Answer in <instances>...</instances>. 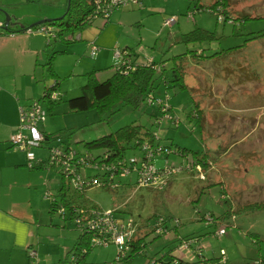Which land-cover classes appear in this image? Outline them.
I'll use <instances>...</instances> for the list:
<instances>
[{
  "label": "rangeland",
  "instance_id": "obj_1",
  "mask_svg": "<svg viewBox=\"0 0 264 264\" xmlns=\"http://www.w3.org/2000/svg\"><path fill=\"white\" fill-rule=\"evenodd\" d=\"M215 1L201 0L204 5L201 11L195 9L191 0L126 3L108 18L98 16L69 34L75 40L69 43L53 40L46 44L47 38L42 32L29 33L21 29L38 21L61 17L68 0H0V20L5 23L8 17L9 26L20 33L40 35L45 42L44 50L26 69L27 77L19 76L20 82H27L30 76L38 84L37 99L43 96L45 87L54 82L45 62L56 52L53 62L60 80L57 90L63 96L42 125L47 133L61 135L83 148L86 141L135 123L157 129L160 142L174 150L180 146L207 153L210 163L205 169L206 179L198 178L200 175L195 171L184 170L174 175L163 190L137 187L135 172L114 190L93 186L79 195L68 185L69 201L102 210L119 208L120 215L131 216L138 222L135 239L143 238L144 252L134 255L127 264H148L165 254L163 262L157 264H169L178 251L180 238L186 236L196 239L194 245L201 246L204 256L222 258L213 264H263L264 208L238 210L245 204L264 203V0H226L229 20H219L217 14L210 11ZM245 14L251 18H244ZM171 17L176 21L166 24ZM196 27L213 31L216 38L183 42V33ZM79 35L81 38L77 40ZM255 35L257 37L250 39ZM92 42L100 47L95 57L90 51ZM116 48L126 49L137 63L163 61L165 75L170 78L172 57L193 51L183 61L185 90L173 83L165 85L160 72L156 75L159 84L155 95L172 106L168 114L162 113L157 104L147 102L138 108L121 105L114 113L104 115L97 108L87 111L69 108L68 99L81 94L87 72L98 69L97 77L105 80L113 72L111 67L121 63V57L115 54ZM201 52L203 56H199ZM20 58L23 61V57L17 56L18 60ZM22 70L17 65L7 69L9 77L15 71L23 73ZM188 84H197L198 90ZM40 100L47 109V101ZM197 105L204 115V129L192 112ZM14 151L21 157L23 151ZM36 153L38 157H45L47 151L37 148ZM141 156L138 149L128 153V157L136 159ZM178 158L180 156L175 154L168 157L159 154L153 161L157 167H163L166 160L178 164ZM25 169L30 174L16 170L21 184L14 190L21 200L32 205L36 222L33 249L37 252V261L39 264H67L65 258L71 256L68 251L77 242L80 232L74 220H64L58 211L50 214V198L47 197L48 193L58 194L61 174L56 168L25 166ZM96 170L88 167L83 169V174H94ZM222 189L225 190L223 195ZM57 197L59 199L60 195ZM159 217L166 219L169 228L164 235L157 234L154 228ZM222 227L226 228V233L219 235ZM117 251L114 244L94 246L86 264H114ZM182 251L184 257L194 255L192 246Z\"/></svg>",
  "mask_w": 264,
  "mask_h": 264
},
{
  "label": "trees",
  "instance_id": "obj_2",
  "mask_svg": "<svg viewBox=\"0 0 264 264\" xmlns=\"http://www.w3.org/2000/svg\"><path fill=\"white\" fill-rule=\"evenodd\" d=\"M191 3L192 5H194L196 10H204V5L201 3V0H191ZM107 4L108 2H106V0H68L67 9L61 17L45 19L43 21H38L30 26H23L21 31H25L28 27L36 28L43 24L51 25L55 28L56 35L51 39H48V37L46 36L47 44H51L53 40H60L69 43L70 41L75 40L71 35L76 30L82 29L86 24L91 23L92 20L98 16H105L106 18H108L111 14V10L114 11L121 7V5H118L109 8ZM225 6H227L226 0H216L215 3L211 4L209 8L213 13L215 12L217 14L218 12L222 13L223 15L226 14V17L224 16V20H229L227 19L229 18V16L227 15L228 13ZM104 7L108 8V15L103 12L102 8ZM250 16L251 15L249 14H245L243 17L251 18ZM5 30L9 31L10 26H5ZM258 36H260V34H258ZM255 37L257 36L255 35L250 39ZM215 38V33L213 31L196 27L189 32L183 33L182 41L185 43H189L203 40L210 41ZM189 52L193 51H186L180 54H176L172 57L173 66L171 67V78L165 75V66L163 64V61H159L156 63L154 60H152L148 63H137L135 62V60H132V58L130 57L131 54L128 52L129 60L125 63L111 67L114 68V71L105 80H101L97 77V70H91L87 72V82L81 87V94L68 99L69 108L73 111H87L92 108H97L99 113L101 115H104L106 113H114L121 105H131L134 108H138L144 102H147L149 105H153L148 102V97L150 95L157 97L155 95V90L159 84L156 83V75L158 74V72H160L159 76L161 77V81L163 80L165 82V85H167V83H173L174 85H178L180 90H185L187 88V85L185 83L186 67L184 66L183 61L190 55ZM55 53L56 52L54 51L53 55H51L45 62L48 73L50 74V76L55 78L51 86L45 87L43 96L41 97L42 100L47 101L48 113L53 110L55 104L62 98L61 97L57 101H51L48 99V95L51 93V91L57 90L60 85V80L54 69L53 60ZM191 56H196V54H192ZM199 56H203V52H201ZM161 108L162 106L158 105V109L161 110ZM169 110H172V106L170 105L168 107V111ZM192 112L196 113L195 115L200 122V126L203 128L204 115L202 114L199 105H197L195 110ZM155 131H157L158 134L157 129H150L141 124L132 123L119 127L115 131L103 135L99 138L93 139L91 141H86L84 142L83 147L88 151L94 153L97 158L101 157L103 158V161L111 162L119 157L125 156L129 153V151L137 150L140 145L146 140L154 144L156 142L155 136L153 134ZM45 133L48 135V137L52 136V133H47L46 131ZM69 134H71V132H69ZM172 143L173 142H171V145ZM162 145L173 149L171 146H168L166 144ZM173 154L182 157L179 163H181L185 158H193L196 166H200L202 171H204V173H202L204 175V178L200 179L203 180L207 178V171L205 169L210 161L207 160L208 157L205 151H192L188 148L178 146L175 150L173 149ZM169 155L170 153L166 155V157H168ZM36 168L53 167H47L46 165H44V163H42ZM194 171L196 173L199 172L198 169H195L192 172ZM61 178L62 185L59 188V192L57 194L60 195V197L58 199L57 195L53 194L54 198L50 199V212L53 214L54 212H57L60 206H63L64 208H67L68 212V215L64 217V220H73L77 216L73 211L74 207L72 204L74 201H72V199H70V201L67 199V190L69 184L62 174ZM223 193H225L224 189H222L221 194L223 195ZM77 205L84 206L80 204ZM254 208H264V203L245 204L240 206L238 211L240 212L243 210ZM211 216L213 217V215ZM222 216H225V214ZM163 225L168 231L169 228L167 227L166 219L164 218ZM75 228L79 230L80 233L77 238V242L68 251L71 256L67 255L65 260L67 264H86L87 256L91 249L94 247L91 243L92 235L89 234L88 231L85 230V228L80 227L77 222H75ZM192 238V236L180 238L181 240H179V245L183 242V240ZM142 239V237H140L139 239L134 238L130 242V249L127 251L126 255L119 261L115 259L114 264H127L130 262L134 255L143 253L145 243L142 241ZM193 246L194 244L192 245V248ZM193 251L196 254L194 262L189 263L188 261L180 260L178 257L173 255V257L169 261V264H213L214 262H216V260L222 259L221 257L205 258L204 256H202L201 246L194 247ZM72 256L74 257V259H72ZM165 256L166 254L161 257V259L155 260L153 262L151 261L148 264H157L158 261H160L161 263L163 262ZM30 259L31 258L28 249V263ZM261 261H263L264 264V259Z\"/></svg>",
  "mask_w": 264,
  "mask_h": 264
},
{
  "label": "built area",
  "instance_id": "obj_3",
  "mask_svg": "<svg viewBox=\"0 0 264 264\" xmlns=\"http://www.w3.org/2000/svg\"><path fill=\"white\" fill-rule=\"evenodd\" d=\"M145 0H106L108 7L123 5L126 3L143 4ZM106 5V6H107ZM103 12L108 15V8H102ZM212 12V10L210 9ZM113 11L111 10L110 13ZM215 13V12H214ZM218 19H224L222 13L217 12ZM176 21L175 17L167 19L166 24H172ZM5 27L4 21L0 20L1 31ZM4 31V30H3ZM25 31L29 33L42 32L48 39L55 37V28L51 25H40L36 28L28 27ZM80 35L77 39H80ZM100 50V47L95 43L90 44V51L92 57H95ZM115 54L121 57V63L129 60L128 51L126 49L120 50L116 48ZM151 62V61H150ZM62 97V93L58 90H53L48 95L51 101H57ZM168 98V97H167ZM150 104L161 105V111L168 114L169 105L160 97L150 95L148 97ZM48 115L47 109L39 100L33 101L27 107L20 108L19 124L15 133L11 134L9 141L11 145L21 150L26 155V166L29 169H34L38 165L44 163L47 167L56 168L60 174L64 176L68 184L74 191L81 195L93 186L105 187L111 190L117 189L124 184L123 179L135 172L137 175L135 184L137 187L152 188L155 190H163L169 183V180L176 174L186 170L193 171L198 169L197 176L204 178L200 172V166H196L193 158H185L181 163L173 164L166 161L163 167H157L153 159L156 155L173 154V149L166 147L160 143L157 131L153 134L155 136V143L144 141L138 148L141 151V158L128 157L126 154L111 162L103 161L99 157L88 151L87 149L79 148L76 144L66 140L61 135H48L40 128V125L46 121ZM178 121H175L177 124ZM37 148H43L47 151L45 157H38L36 153ZM95 168L94 174H83L85 168ZM197 167V168H195ZM50 199L54 198L53 194L48 193ZM73 211L77 215L73 219L77 224L85 228L91 234V243L93 246H107L110 244L116 245L118 251L116 260H121L130 249V242L135 238L138 222L131 216L120 215L119 208H108L105 210L93 206H78L73 202ZM64 218L68 215L67 208L60 206L57 210ZM155 231L157 234H165L167 232L163 225V218L156 220ZM226 228L219 229L218 234L224 235ZM195 239H186L180 244L181 248H190ZM30 261L28 264H39L37 261V252L33 247L29 248ZM72 259L74 257L72 256ZM222 260V259H221Z\"/></svg>",
  "mask_w": 264,
  "mask_h": 264
},
{
  "label": "crops",
  "instance_id": "obj_4",
  "mask_svg": "<svg viewBox=\"0 0 264 264\" xmlns=\"http://www.w3.org/2000/svg\"><path fill=\"white\" fill-rule=\"evenodd\" d=\"M145 2L146 0L143 4ZM19 31L10 26L9 31L0 32V264H28V249L33 247L36 241V222L32 205L21 200L20 194L14 190L21 184L16 170L26 171V155L21 151L20 157V154L14 151L16 148L11 145L9 138L18 128L20 108L29 106L35 100L41 101V98H36L38 84L34 79L29 76L27 82H20L19 78L27 77L26 69L35 62L40 51L44 50L45 42L40 35ZM17 56L23 57V61L21 58L18 60ZM16 65L23 68V73L15 71L13 76L9 77L7 69L15 68ZM93 70L98 73V69ZM197 84L188 86L198 90ZM42 125L43 123L40 128L45 131ZM50 214L52 215L51 212ZM177 250L174 256L180 260L189 263L195 261V253L184 257V248L179 245Z\"/></svg>",
  "mask_w": 264,
  "mask_h": 264
},
{
  "label": "water",
  "instance_id": "obj_5",
  "mask_svg": "<svg viewBox=\"0 0 264 264\" xmlns=\"http://www.w3.org/2000/svg\"><path fill=\"white\" fill-rule=\"evenodd\" d=\"M42 21H43V20H42ZM10 24H11V23H10L8 17H7V19L5 20V26H8V25H10Z\"/></svg>",
  "mask_w": 264,
  "mask_h": 264
}]
</instances>
